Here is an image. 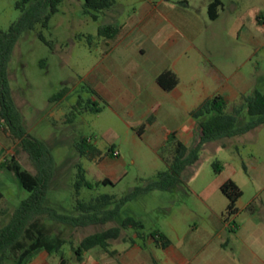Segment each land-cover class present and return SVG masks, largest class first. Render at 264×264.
Wrapping results in <instances>:
<instances>
[{
	"label": "rangeland",
	"instance_id": "374dc122",
	"mask_svg": "<svg viewBox=\"0 0 264 264\" xmlns=\"http://www.w3.org/2000/svg\"><path fill=\"white\" fill-rule=\"evenodd\" d=\"M18 1L0 0L3 29L19 18ZM211 1L116 0L110 9L86 13L85 0H63L48 28L39 24L20 36L9 62V80L27 132L45 141L55 158L46 205L65 214L75 212L78 164L92 182L112 180L83 187L81 199L99 194L120 198L146 185L173 157V146L166 145L167 140L163 143L164 133L180 129L176 132L187 145L197 141L192 110L221 94L231 111L242 95L264 93V0H221L217 19L209 16ZM106 23L121 27L113 40L99 35V27ZM41 30L49 43L38 36ZM165 68L179 77L175 92L156 81ZM104 69L106 75L97 78ZM103 85L111 89L108 94L101 93ZM94 102L100 111L86 108L95 107ZM154 102L160 105L155 111ZM145 112L148 116L142 119ZM151 114L158 119V132L148 129L142 135L139 128ZM253 118L244 111L239 123ZM83 138L103 151L114 145L121 155L83 157L76 147ZM11 152L22 167L36 172L19 144ZM229 178L243 191L238 212L230 215L229 200L220 188ZM0 191L2 228L29 192L6 168H0ZM128 216L143 221L144 234L160 230L182 249L196 240L202 263L219 254L231 264H264V124L205 143L177 188L138 195L122 206L114 221L77 228L56 224L54 232L61 230L77 245L89 234L120 226ZM62 250L68 257L72 244L65 243Z\"/></svg>",
	"mask_w": 264,
	"mask_h": 264
},
{
	"label": "trees",
	"instance_id": "16d2710c",
	"mask_svg": "<svg viewBox=\"0 0 264 264\" xmlns=\"http://www.w3.org/2000/svg\"><path fill=\"white\" fill-rule=\"evenodd\" d=\"M62 1L19 0L16 4L21 11L19 18L8 29L0 27V120L10 137L17 141L28 154L36 170L35 173H32L22 167L15 155L6 157L0 164V168L13 171L21 185L29 192V195L15 209L10 220L0 228V264H26L43 250L50 254H60L61 264H64L62 248L67 242L72 244L77 261L83 259L84 252L97 246L113 253L109 249L111 241L119 238L124 229L135 230L140 238H151L154 244L159 247L169 246L172 241L166 234L160 230L144 234L143 221L133 216L124 218L120 226L109 227L85 236L77 245L66 239L61 230L54 232V226L59 224L77 228L114 221L120 215L122 206L138 195L156 189L169 191L177 188L183 181V173L188 165L199 159L200 151L205 143L242 135L264 124V93L255 91L252 95H242V102L236 104L231 111L227 110V99L223 95L217 94L191 111V116L199 131L198 139L194 145H187L180 139L176 131L168 133L166 145L173 146V157L171 160H166L167 168L158 172L156 179L149 181L144 186L134 188L120 198L111 194H99L85 200L80 198V191L83 187L94 188L95 185L107 184L112 180L105 177L92 182L87 179L86 169L82 164H78L74 182L75 212L65 214L46 205L48 188L55 174V158L45 141L27 132L23 116L12 94L8 67L20 36L25 31L35 29L39 24L42 28H48L52 15L59 10ZM115 3L116 0H85L84 11L100 13L110 9ZM222 4L221 0H212L209 3L208 13L211 19L218 18L219 7ZM120 29L121 27L116 23H106L99 27V35L114 38ZM38 36L44 42L49 43L42 30L39 31ZM156 81L164 90L171 91L178 85L179 77L173 70L165 69L158 74ZM65 92V90L62 91L58 96L64 95ZM93 105L95 107L87 106L86 108L94 111L101 110V107L97 106V102H94ZM152 109L155 111L156 107ZM244 111L254 118L240 124L239 117ZM154 121L155 116L151 114L147 122L139 128V133L141 134L146 125ZM76 147L81 156L94 160L113 155L116 146L111 145L106 151H103L90 140L83 138ZM214 166L220 171L221 163L219 161L214 162ZM220 188L229 200L227 213L229 215L237 213V202L243 194L241 188L231 178L224 181ZM111 205L112 207L108 208ZM45 220L51 221L53 224L47 226Z\"/></svg>",
	"mask_w": 264,
	"mask_h": 264
},
{
	"label": "crops",
	"instance_id": "0c3cea01",
	"mask_svg": "<svg viewBox=\"0 0 264 264\" xmlns=\"http://www.w3.org/2000/svg\"><path fill=\"white\" fill-rule=\"evenodd\" d=\"M261 15L262 12L258 13L256 15V18L260 19ZM117 36L109 39L113 40ZM165 69H170V68H165ZM105 73H106L105 69L100 70L99 72H97L96 77L98 78V76H105L106 75ZM159 73H157L156 77L158 76ZM177 86L171 91L172 92L177 91L178 89ZM100 90L102 94H108L111 91L110 88L108 89V87H105L104 85L101 87ZM157 105L160 106L159 103H155V102L151 103V109L156 107ZM147 114L148 112H145L142 119H146V117L148 116ZM144 123L146 122H143L142 124ZM157 124H158V119L155 118V121L153 123H149L146 125L142 135L145 134L146 130L148 129L154 133H157L158 132ZM174 131H180V129H176ZM170 132L171 131L164 133L165 135H164L163 143L164 141L167 140V135ZM9 143L11 144V146H9ZM16 144H18V142H16L14 139L10 137L9 133L5 130L4 125L0 120V164L5 160L6 157H8L9 153H11V155L16 156L15 153L11 152L12 148ZM115 150L119 151L121 155L120 149L115 147ZM107 157H109V155L105 156L104 158ZM119 161L120 160H118V162ZM3 198H4V194L0 191V199ZM0 213H5V212L4 210H1ZM129 230L130 229L122 230L121 236L111 241V245L109 249L113 253H110L109 251H106L103 248L97 246L91 250L84 252L83 259L81 261H77L75 259L74 251L72 250V253L68 257L64 256L65 258L64 264H227V263L231 264L225 259L223 255H219V254L212 255L211 258L205 260V263H202L199 260L201 256L197 252L196 240L187 242L185 244L186 246L184 245L183 249L180 247V244H176L171 240L172 241L171 244L163 248L154 244L151 238L144 237V240L140 242L138 240L140 237L137 235V233L134 231L132 234H130ZM206 246H207L206 244L205 247L203 246L204 250H206ZM152 249H154L155 253L152 252ZM156 252H160V254L157 255ZM26 264H61V256L54 257L53 254H50L48 251L43 250L37 253L33 257V259Z\"/></svg>",
	"mask_w": 264,
	"mask_h": 264
},
{
	"label": "built area",
	"instance_id": "2783aa9c",
	"mask_svg": "<svg viewBox=\"0 0 264 264\" xmlns=\"http://www.w3.org/2000/svg\"><path fill=\"white\" fill-rule=\"evenodd\" d=\"M115 156L119 155V151L115 150L114 153H113Z\"/></svg>",
	"mask_w": 264,
	"mask_h": 264
}]
</instances>
